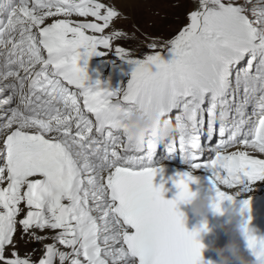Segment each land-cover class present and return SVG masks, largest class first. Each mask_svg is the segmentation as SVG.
<instances>
[{
    "label": "snow or ice",
    "instance_id": "1",
    "mask_svg": "<svg viewBox=\"0 0 264 264\" xmlns=\"http://www.w3.org/2000/svg\"><path fill=\"white\" fill-rule=\"evenodd\" d=\"M191 4L172 37L137 55L114 46L125 32L104 34L114 6L0 0V264H204L179 207L197 172L214 209L237 207L247 247L264 251L244 195L264 180V0ZM93 56L130 65L126 84L90 80ZM135 107L171 121L175 111L181 127L165 148L187 170L165 178L152 166L157 145L120 119Z\"/></svg>",
    "mask_w": 264,
    "mask_h": 264
},
{
    "label": "clouds",
    "instance_id": "2",
    "mask_svg": "<svg viewBox=\"0 0 264 264\" xmlns=\"http://www.w3.org/2000/svg\"><path fill=\"white\" fill-rule=\"evenodd\" d=\"M120 119L133 139H146L154 145L167 144L181 127L159 113L148 114L139 107L128 109ZM182 204L186 206V211H183L184 219L188 218V213L196 219L193 229L197 230V238L203 245L202 249L207 248L215 252L216 259L210 261L211 264H264V251L258 249L256 254H253L250 250L251 258L241 251L238 239L243 236L241 214L233 204L224 203L221 211H216L213 207L212 194L197 189H192V194ZM209 213L216 217H224L219 226L227 234L228 239L223 245H216L215 242L202 243L204 236L212 232L208 225Z\"/></svg>",
    "mask_w": 264,
    "mask_h": 264
},
{
    "label": "rangeland",
    "instance_id": "3",
    "mask_svg": "<svg viewBox=\"0 0 264 264\" xmlns=\"http://www.w3.org/2000/svg\"><path fill=\"white\" fill-rule=\"evenodd\" d=\"M97 2L114 6L119 12V16L114 18L104 34L113 30L125 32L127 38L114 41V46L119 44L133 50L137 55L149 51L146 45L150 39L172 37L187 22L185 14L192 8L191 0H97ZM71 17L94 21L92 17L83 18L75 14ZM93 57L99 63L97 73L94 75L96 78H99V75L100 79L108 76L117 87L123 86L130 78V65L114 57ZM110 60L113 62L110 63ZM159 157H162L161 154Z\"/></svg>",
    "mask_w": 264,
    "mask_h": 264
},
{
    "label": "bare ground",
    "instance_id": "4",
    "mask_svg": "<svg viewBox=\"0 0 264 264\" xmlns=\"http://www.w3.org/2000/svg\"><path fill=\"white\" fill-rule=\"evenodd\" d=\"M70 19H73V21H83L81 19L77 20V19H75L73 17H70ZM88 34H93V33L89 32ZM97 63H98V61H96V59L94 57H90L89 60H88V65L86 67V72L88 73L90 80H94L96 78L94 75L97 73V68H98L97 66L99 64V63L98 64ZM255 155L264 158V154L255 153ZM182 167L187 169L186 165H182ZM263 190H264V180H261V181L255 182L254 183V187L252 188V190L244 193V195L246 197H248L250 194L253 195L254 193H260ZM228 191H233V190L228 189ZM47 242H51V240H49ZM33 247L37 248V252L33 255V259H37L39 254H40L39 249L42 246L34 244ZM57 264H58V261H57Z\"/></svg>",
    "mask_w": 264,
    "mask_h": 264
}]
</instances>
